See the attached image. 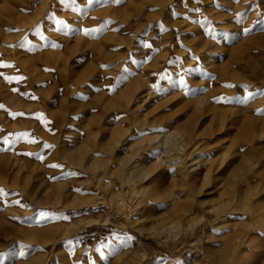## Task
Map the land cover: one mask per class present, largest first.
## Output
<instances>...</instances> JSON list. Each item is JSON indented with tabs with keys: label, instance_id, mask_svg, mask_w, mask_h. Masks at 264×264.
<instances>
[{
	"label": "rangeland",
	"instance_id": "374dc122",
	"mask_svg": "<svg viewBox=\"0 0 264 264\" xmlns=\"http://www.w3.org/2000/svg\"><path fill=\"white\" fill-rule=\"evenodd\" d=\"M263 17L264 0H0L5 264H203L221 227L246 219L216 220L219 193L244 190L233 207L264 215ZM173 129L212 180L174 203L168 172L147 207L115 159ZM86 155L97 171L78 168ZM250 240L263 255L264 218Z\"/></svg>",
	"mask_w": 264,
	"mask_h": 264
},
{
	"label": "bare ground",
	"instance_id": "6f19581e",
	"mask_svg": "<svg viewBox=\"0 0 264 264\" xmlns=\"http://www.w3.org/2000/svg\"><path fill=\"white\" fill-rule=\"evenodd\" d=\"M185 133V130L173 129L170 133L157 135L153 139H150L148 143L145 142V146L141 143L143 147L133 150L131 154L116 158V168L114 171L115 179L123 186L132 188L131 190L133 194L144 197L147 196L148 201L143 202V205H146L147 207L152 206V201L156 200L159 196V191L157 189L158 183H155L156 178L159 176H165L168 172L171 175H174L170 189L172 191H176V194H172V196L169 197V199L174 203H176L175 200L178 198V193L182 191L183 187L194 186L195 188L197 182H201L202 185H208L212 180L209 169L206 171H200V167L205 164L207 165L208 162L197 159L193 160L194 162L187 161L188 154L186 153L187 148L184 136H189ZM116 144H118L117 141ZM136 147L137 146H135V148ZM109 150H107L106 153H111ZM72 151L73 150H71V152ZM155 153L156 156L154 160L151 162L149 161L150 164L147 162L146 164L144 163L142 165H138L134 162L135 157H138L139 159V156H141V159H144L149 156L151 157V155ZM68 154L71 156L70 152H68ZM92 156L86 155L83 159L74 158V160L80 162V164L78 163V168H82V170L91 172L95 170L97 171L96 167L99 165L96 166L97 159L95 160L93 158L94 156ZM136 162H138V160ZM72 165L77 167L75 164ZM176 180L179 182L180 186H177L176 183H174ZM213 181H215V179H213ZM235 184L236 183H234V185ZM243 191L238 190L237 188H232L227 194L219 193V197L224 195L226 196V201L222 202L218 207L210 210L211 213H215L216 220H222L228 216L229 213L241 214L242 216H245L246 219L239 223H227L221 227L222 230L219 232L216 239V247L209 249L208 259L205 260V263L203 264H264V254L262 255V252L260 253L254 246H252L250 240L253 233H255V230H258L262 226L264 215L260 213L258 214V210L256 208L250 207L247 209H238L236 208L238 206H235V208L233 207V205L238 202L242 204H246L248 202V195ZM129 192L130 191H128V193ZM113 198L117 206L122 209L129 208L131 210V207L129 206L130 204L127 206L125 204L126 201L124 202L122 199L123 197L118 194H113ZM203 219L204 218L201 217L195 223L186 226L185 229L178 226L175 231H179L181 229L192 231L197 224L203 221ZM175 227H167V230H170L171 228V230H174ZM217 229L220 230V227ZM141 231L145 230L142 229ZM31 264L34 263L32 262Z\"/></svg>",
	"mask_w": 264,
	"mask_h": 264
},
{
	"label": "snow or ice",
	"instance_id": "6c2138e0",
	"mask_svg": "<svg viewBox=\"0 0 264 264\" xmlns=\"http://www.w3.org/2000/svg\"><path fill=\"white\" fill-rule=\"evenodd\" d=\"M60 21H57V23H59ZM88 30L86 29L85 32H87ZM183 82V81H181ZM251 93H247L245 96V99H247L248 96H250ZM53 167H58V165H52ZM46 215V213L44 212H40V216H44ZM23 247V245L21 246ZM24 253L21 251L20 255L22 256ZM5 259H6V254L5 253H0V264H5Z\"/></svg>",
	"mask_w": 264,
	"mask_h": 264
}]
</instances>
